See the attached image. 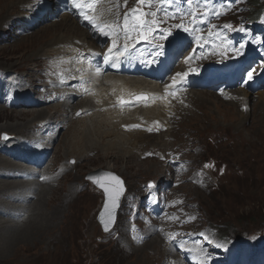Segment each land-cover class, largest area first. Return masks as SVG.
<instances>
[{
  "label": "rangeland",
  "instance_id": "374dc122",
  "mask_svg": "<svg viewBox=\"0 0 264 264\" xmlns=\"http://www.w3.org/2000/svg\"><path fill=\"white\" fill-rule=\"evenodd\" d=\"M106 1L112 5V8L108 9L110 17L104 15L103 18V21L108 23L117 22L123 18L125 12L137 6V0H128L126 6L124 0ZM262 1L254 6L253 0H250L252 10L249 11L246 9L248 5L243 0H215V3L219 6L226 3L229 13L241 11L237 8V2L243 4L241 24L245 25L248 19L252 20L256 13V16L258 15L257 11L262 5ZM203 2L204 0H179V2L171 0V3L163 5L157 18L161 20L166 18L168 19L166 21L171 25L184 19L187 14H192V11L194 13L201 12ZM2 3L3 0H0V69L13 74L18 72L17 77L32 82V85H37L36 82L42 80L39 79L40 77L48 75V69L45 70L46 66L44 65L45 54L52 56L55 54L53 51L61 47L59 42L53 44L57 45L56 47H51L43 42L44 40L38 41V39L46 34V28H51L49 40H53V38L54 40H66L67 38H61L65 34L63 31L55 32L60 20L66 14L63 13L61 17L52 22L47 21L55 18L53 15L49 16L48 19L45 17L46 22L39 21L34 25L35 27L33 26L34 28L32 27L33 29L31 28L29 34L23 35L24 32L28 31L24 29L26 26L24 23H28V18L23 19L24 23H20V19L27 12L25 11L27 7L20 10L21 5L18 6L19 4H16L15 9L9 5L5 11L2 9L4 6ZM157 8H160V4L153 0L151 7L146 4L143 10L151 12L156 11ZM9 11L14 13L9 14ZM164 12H167L169 17L176 13V19L165 17ZM71 19H75L78 26L92 37L79 18L72 16ZM147 19L150 21L152 17L149 16ZM14 22L15 24H13ZM6 25L9 27L8 29L5 28ZM52 25L56 26L53 28ZM170 25L162 26V29L165 32L174 31V28L169 29ZM231 31L232 27L227 29V32ZM155 33L156 31L153 34ZM2 35L4 40H1ZM84 35L81 32L78 35V38L82 37L81 41L76 40L74 43H80L81 47H88L92 42L94 43L92 38L91 42L85 39ZM159 37L158 39H160ZM131 42L132 40H124L123 44ZM103 43L95 44L98 48ZM106 43H110V40ZM117 44V48L121 47L119 46L121 41H118ZM181 45L182 42L179 43V46ZM207 45L209 44L205 42L206 50L217 48L224 53L227 51V47L220 41L213 47ZM42 46L44 49H39ZM49 47L51 48L49 49ZM71 49H73L72 54H75V48L72 47ZM184 56L181 55L182 58ZM67 57L70 58L71 56L67 55ZM78 59L83 63L81 58ZM216 60H221L219 65H223L224 55L220 57L212 53L202 57L204 64H213L210 70L212 74L219 67ZM178 66L179 64L176 63L174 67ZM186 68L192 67L187 65ZM206 69L207 67L204 70ZM168 80H172V77H169L165 83ZM201 87L192 91H199L201 96L206 98V106H204V102L198 100L197 104L189 109L190 113H188L189 111L182 112L181 118L173 124L172 131L168 133L169 136L159 138L160 140L157 138L159 142L141 138L135 141L137 148L126 146V151L132 149L135 155L134 161L129 158L128 163L125 160L124 162L121 161L120 164H115L111 160L103 159L105 145L117 144L118 137L123 136H117L116 133L106 139L99 138L97 135L81 136L85 127H91L97 123H106L102 118L90 117L89 120L83 119L85 121L77 125H67L58 136L50 168L53 166L61 168L62 164H67L71 167V171L65 174L60 181L50 184L55 192L49 196L48 205L46 202L44 203V207L47 206L50 210L49 214L53 211L55 213L56 210V213L50 216H53L51 221L48 222L50 228L54 229L38 233L37 236L23 243V248L21 247L14 255L10 247L4 249L0 246V264H14L15 262H11L18 252H20V264H166L162 257L165 256L164 247L166 246L174 254V260L171 264H179V262L182 263L183 258L181 253L176 250L178 249V242L174 239L187 237L188 243L189 237L184 234H187L189 230L194 234L198 247L192 250L200 258L201 263H204L209 252L214 257L219 256L224 259V264H231L236 258H239V264H246L247 262L262 264L261 262H264V106L262 105L264 101L262 103L259 101L260 95L251 98L250 112H243L248 119L243 121L240 118V114H242L240 105L222 101L217 96L215 88L206 89L208 86L205 85ZM160 100L162 105L166 104L163 98ZM147 101H150L149 97ZM236 103L239 104L240 102ZM4 104L7 105L6 102ZM78 104L79 102H75L72 107H61L58 111L44 107L46 109H42V113H44L42 117L61 118L67 111L71 115L74 113V116H77L79 112V116H81L83 115L81 109L74 111ZM7 106L10 109H5L0 105V108L8 114L6 118L0 117V139L9 137V134L3 132V130L7 131L3 127L16 125V121L7 119L13 116L11 114H15L16 111H23L25 115L20 119V123H28L29 125V122L34 118L36 119L38 113L41 112V109H13V105ZM197 107L202 108L198 110ZM157 108L159 107L157 106ZM217 108H220V112ZM127 109L124 108L123 111ZM30 111H36V113L32 114ZM168 111L170 110H167V114ZM35 125L31 124L28 131L24 130L23 132H16V134L27 135ZM102 129L111 130L105 124L102 125ZM132 140L134 143L135 137ZM153 147L170 149V152L147 155L153 151ZM178 151L183 153L181 157ZM44 155L42 156L47 157V154ZM0 160L2 161L4 158L0 156ZM171 160H175L176 163L171 164L169 162ZM7 162L9 165L10 162L8 160ZM99 170H107L118 175L123 179L126 188L122 204L118 210L116 224L108 233H104L97 222V216L104 202V193L87 179L90 173ZM50 171L54 173L57 170L45 172L47 174ZM14 180L19 183L24 181H19L16 178ZM14 180L0 179V182H15ZM149 184L154 185V187L149 188ZM3 190H0V200L5 199L6 204H12L10 199L4 198ZM25 193L27 192H22L24 195ZM40 193H36L37 199H35L38 201H36L38 206L43 205V203L41 204L42 195L39 196ZM8 195L13 196L9 193ZM160 198L167 200L172 205L167 217L171 215L173 210L176 211L177 217L155 220L147 213L144 209L146 201L148 199L158 201ZM13 199L16 203L15 207H18H12L16 212L23 211L26 202H31V200L25 201V198L19 195L13 196ZM64 200L67 201L64 208L61 210L53 209L62 206ZM27 206L29 210H33L31 203ZM2 207L0 205V211ZM29 210L27 211L29 212ZM20 213L22 216L24 215V212ZM145 215L152 218V222L146 221ZM16 216L17 214L2 216L0 212V223L3 224L4 230L9 231L11 228L16 231L18 225L19 228L26 226L25 222L28 218L14 223L12 221ZM194 217L196 218L195 221L185 219ZM30 219L32 218L30 217ZM184 226H189V228ZM171 229H174L172 234L181 235L174 236L170 240L167 232ZM8 231H2L4 234H9V236L6 235V240L13 238V236L10 237L11 232ZM222 235L225 236V241H223ZM154 239L160 242H158L160 250L156 246L147 245V242H152ZM3 241L4 239L1 242ZM243 246L246 247L245 251H242ZM203 247H206L208 251ZM24 258L27 263L22 262Z\"/></svg>",
  "mask_w": 264,
  "mask_h": 264
},
{
  "label": "bare ground",
  "instance_id": "6f19581e",
  "mask_svg": "<svg viewBox=\"0 0 264 264\" xmlns=\"http://www.w3.org/2000/svg\"><path fill=\"white\" fill-rule=\"evenodd\" d=\"M31 1L32 0H3L2 4L4 6L2 9L6 11L9 5L15 9L16 4H19L18 6L21 5L20 10H22L23 8H26ZM111 8L112 5H110L108 1L103 0V2L97 6L95 14L100 15L102 19L103 14L108 9ZM13 13L14 12L9 11V14H13ZM49 16H52V14H47L46 15L47 19ZM71 18L72 16L67 14L63 16L62 20H60L58 29H56L55 31V32L63 31L65 34H63L61 38L63 39L67 38L66 40H60V39L54 40V38H53L54 41L49 40L52 32L51 28L50 29L46 28L47 29L45 32L46 34L41 39H38V41L44 40L43 42L47 43L51 47H56L57 45H53V44L57 42L60 43L61 47H58V49L53 51L55 54H53L52 56H50L51 54L50 55L45 54L46 55L45 63H47L48 69L51 71V74H48L41 81H37L36 82L37 85H32V82L17 77L16 74H18V72L13 74L12 72L8 73L4 71L5 76L3 77L2 80L3 89L6 90L7 93L8 92L18 93L21 99L23 100V104L19 105V107L13 105V109L14 108H28V109L30 108L29 110L41 109L40 110L41 112L38 113L37 118L36 119L34 118L32 121H30L29 125L28 123L25 124L20 123V119H22L23 116L25 115L23 111H16L15 114H11L13 116L8 117L7 119L8 120L13 119L14 121H16V125L3 127L7 129V131L3 130V132L9 134V137L8 136L5 137L6 139L12 138L14 134L15 137L16 136L18 137L17 138L14 137L13 139L8 140L7 142L6 141L0 142V156L4 158V160L2 161L0 160L1 161L0 179L9 180L10 178L14 180L16 178L19 181L24 180L20 183L15 180H14L15 182H8V181L0 182V190L4 189L2 192L4 193V198L10 199L13 202L12 204H9L7 202L9 204L8 205L4 202L5 199L0 200V205L3 206L2 210L0 211L1 215L10 216L11 214L14 215L17 214V216L12 221L14 223H16L17 221L19 222L23 221L28 218L27 221L25 222L26 223L25 227L19 228L18 225L16 228L15 225L16 231H14L11 228H9V231L4 230L3 224L0 223V246L4 247V249L10 247L13 250V255L22 247L23 243L28 242L29 239L34 238L35 236H37L38 233H42L46 230L51 231L54 229V228H50L48 222L51 221L53 216L52 217L50 216L54 215L56 213V210L55 213L53 211L51 212V214H49L48 212L50 210H48L47 206L44 207V203L46 202L48 205L49 196L53 194V192H55L54 188L50 184L56 183L58 180L60 181L61 178L63 179V176H65V174L71 171L70 170L71 167H69L67 164L61 163L62 164L61 168L59 166H53V168H50L52 160L50 161L47 160L45 162V166H43L41 169H35L40 165L38 163L36 154L38 155L47 154V157L52 159L54 157L53 150L58 140V136L60 132H62L67 125L70 126L72 124L73 126L77 125L82 121H85L83 119L89 120L90 117L102 118L104 121H106V123H97L95 125H92L91 127L90 126L85 127L84 131H82L81 136L91 137L93 135H97L99 138L102 139L111 137L114 133H116L117 136L118 135L123 136V137H118L117 144L110 143L108 145H105V147L103 148V152H104L103 159L107 161L111 160L115 162V164H120L121 161L124 162L125 160L128 163L129 158L132 161H134L133 158H135V155L132 149L130 151H126L125 148L126 146H128L129 148H137L135 147L137 145V143H135L137 139L142 138V139H148L149 141L153 140L156 142L159 138H165L166 136H169L168 133L172 131L173 124L176 121H178V119L181 118L182 112L185 113L189 111L188 113H190L191 111L189 109L191 108V106L193 107L194 105H196L198 100H201L200 102H204V106H206L205 103V101H207L206 98L201 96V93H199V91H192L193 89L198 90L196 89V87H201V86L198 84H193L189 78V75L185 78V82L182 85L177 86L179 90L177 91L178 93L176 92V95L174 97L171 95H167L165 92V85H171L172 83V80H168V82L165 83V81L169 77H174L176 73H184L185 71L192 69V68L189 69L186 68L187 65L189 67H192L191 66V63L193 62L192 53L186 54L185 56L183 55L184 58L180 57L181 59L184 60V62L182 63L183 66L182 67L178 66L175 68L174 67L175 65H173L172 67H170V70L167 74L161 71L158 67L153 69L152 67L148 66L146 63L145 65H142L141 61L144 62V59L138 60L134 58H129L126 60H120L114 63L115 66L113 67H111V63H112L111 61L108 62L110 63V65L106 67L108 63L104 62V58L97 59L94 61V63L85 64L84 62L83 63L80 62L78 58L87 56L90 53H92V51L91 49H85L81 47L80 45L74 43V41L76 40L81 41L82 37L78 38L79 37L78 35H80L81 32L82 34H85L83 37H85V39H88L89 41H91L92 37H90L86 32H84L80 28V26H78L77 21L75 19H73L75 20L73 21ZM52 26L54 28L56 25H52ZM113 36L114 35H111L110 38H113ZM229 40L230 39L228 37H226V39L222 36L212 37L213 45H207V46L213 47L216 44H218L220 41L221 44L225 45L228 49ZM105 41L106 38L97 37L94 43L92 41L91 42L92 44H95L98 42L103 43ZM93 46L97 48L96 45ZM51 47H49V49ZM72 47L75 48V50L78 52V55L72 54L73 53V49H71ZM110 48H113V45H110L107 48V50H109ZM39 49H44V46H42ZM119 49L120 47L117 48L116 46V48L113 49L112 52L115 54L122 52L125 53L127 56L131 54L130 50L127 48H124L122 51H118ZM167 53L168 50L165 49L163 50L162 55H165ZM67 55H70L71 57L69 58L67 57ZM160 57L161 56H158L159 59ZM159 64L160 62H158V60L154 61V66H158ZM126 65L129 67H133L134 70L132 74H126L124 72L123 67H125ZM224 66H225V62L223 65L221 66L219 65L217 70L214 71V74L221 72V70L224 69ZM139 67H144L145 69H147V76L155 77L154 81H151L150 79H148V77H144L140 75L137 72L138 70L137 68ZM97 68H99L100 70L99 73L96 72ZM118 69H119V73H116L115 71ZM122 74H126L127 76H123V78L116 79L117 75H122ZM257 75H258L259 85L261 89L264 90V82H263L264 71L258 72ZM79 76H83L85 77V79L90 81V84L92 85L93 88H98L95 90L99 94L97 97L98 101H94L93 97H86V96L82 97L78 93V91L74 88V86L78 85V83L80 86L86 84L85 82H83V77H79ZM210 77H211V81L215 79L212 76ZM221 77L224 76L221 75ZM205 83L209 84V81L205 80ZM98 84L101 85L97 86ZM147 87H149V89L144 91L145 89H147ZM193 95L194 97L192 98ZM137 96H144L147 97V99L149 97L150 101L149 102L147 100L137 101L136 100ZM150 96H152L153 98H150ZM249 96L250 94L245 93L243 90H238L235 94H232L231 101L235 103L239 101L241 104V99H244L245 97H249ZM161 98H163L164 101H166L167 98L170 100L171 106L168 108L170 110L168 111V114H167L168 109H166L162 105L161 103L162 101L160 100ZM121 100L125 101L126 103L121 104L120 103ZM259 101L262 103L264 101V96L260 95ZM4 102L5 101L2 100V98H0V105L3 106L5 109H10L7 105L4 104ZM75 102H79V104L75 107L74 111H76L77 109H81L83 111V115L79 117L74 116V113H72V115L69 114L68 111L65 112L61 118L42 117L44 114L42 113L43 112L42 109H46L44 107L47 108L49 107V109L58 111L61 107L63 108L72 107V104H74ZM37 103L41 104L42 106H40ZM134 104L136 105L133 106ZM199 104L203 106V104L201 103ZM262 105L264 106V103ZM157 106L159 108H157ZM124 108L125 109L128 108V109L123 111ZM201 108L202 107H197L198 110H200ZM172 110L173 113H171ZM217 110L218 112H220V108L219 109L217 108ZM30 112H32V114L36 113V111H30ZM2 116L6 118L8 114H6L0 108V117ZM240 118L243 119V121L248 119L246 118V115H244L243 111L242 114H240ZM31 124H36V125L27 135L16 134V132H23L24 130L28 131L29 126ZM104 124L106 126H109L111 130L110 131L103 130L102 125ZM135 125H139L140 127H134ZM171 125L172 128L168 131L167 129ZM131 126H133V128H131ZM45 129H47L48 131L47 133L44 132ZM148 129H152V131H148ZM134 137L135 140L133 143L132 138ZM28 146L31 148H28ZM155 147H153L154 148L153 151L151 153H147V155L156 154L158 152H163V153L170 152V149L165 150L164 148H155ZM114 151H116V153H114ZM27 159H29V163L27 162ZM7 160L10 162L9 165ZM14 160H17L19 162L21 161V163L14 162ZM47 170H57V171L54 172L52 175H47L45 172ZM30 175H38L39 177L35 179H31ZM42 177L45 179H41ZM22 192H27L25 193L26 196L22 194ZM39 192H41L39 196L42 195L41 204L43 203V205L41 206H38V203H36L37 200L35 201V199H37L36 193ZM8 193L13 194V196L19 195L23 198L28 197V199L25 201L31 200V202L29 203H31L33 210H29V207L27 206L29 203L26 202V205H24L25 209L23 211H20V212H24V215L22 216L20 212H16V210L12 208L16 206V203H14L15 200L13 199V196L8 195ZM66 203L67 201L64 200V204H62V206L57 208L54 207L53 209L61 210L62 208H64V205ZM27 210H29V212ZM22 217L24 218L22 219ZM30 217L32 219H30ZM2 231H8L9 233L11 232L10 237L13 236V238L6 240L5 237L6 235L9 236V234H4ZM3 239L4 241L1 242ZM161 241L162 243H164L162 239ZM174 241L178 242V249L176 250L179 252H180V247L182 245H184L185 247H189V245L185 243L187 242V237H176ZM158 242L159 241L157 239H154L152 242H147V245L156 246L159 249L160 245L158 244ZM164 249L166 253L165 256L164 255L162 256L163 260L165 261L166 264H171L172 261L174 260V254L168 249L167 246L164 247ZM181 255H182L181 257L183 258L184 254L181 253ZM193 255L197 256L194 250H193ZM19 259H20V252L17 253V255L15 256V258L12 260L11 263L15 262L14 264H20L21 261H19ZM238 260L239 258H236L234 260L236 264H239ZM22 262L27 263V260L24 258V261ZM179 264L182 263L179 262ZM200 264H204V263H200Z\"/></svg>",
  "mask_w": 264,
  "mask_h": 264
},
{
  "label": "snow or ice",
  "instance_id": "6c2138e0",
  "mask_svg": "<svg viewBox=\"0 0 264 264\" xmlns=\"http://www.w3.org/2000/svg\"><path fill=\"white\" fill-rule=\"evenodd\" d=\"M71 5L79 10V14L83 16V18L88 21V23L93 27V29L97 30L99 34L108 37L111 32L115 31L116 27H120L118 22L108 23L101 19L100 15L95 14L97 6L103 2V0H70ZM128 0H124L125 6L127 5ZM158 4H160V8H157L156 11L151 12H145L143 10V7L147 4L149 7H151V4L153 3V0H137V6L130 9V11L125 12L123 16V24L121 27V31L123 32V35L125 37V40H138V41H147L150 35H153V33L157 30L160 24L166 23V20L158 19V14L163 7L165 3H171V0H156ZM151 16L152 19L149 21L147 17ZM164 16L169 19H176V13H173L171 17L168 16L167 12H164ZM195 18V14H193V19ZM183 23V20L181 19V24ZM181 24H177L176 27L180 28ZM226 28H231L232 26L225 25ZM183 30L185 32H188L189 29L187 27H184ZM194 30V29H193ZM243 29H241L242 31ZM168 35H171V32H165L163 29H160V39L166 40L168 38ZM199 39V38H198ZM113 48H110L109 54L112 53L113 49L116 48V40H112ZM127 45H125V48ZM156 55L160 56L163 54L162 49L163 45H157ZM244 45L241 44L240 48L236 51L239 52L243 49ZM119 55H122V53H118L117 57H111L110 55H106L104 57V62L108 63L110 59L118 58ZM99 68L96 69V72L99 73ZM252 72L248 73V79H252ZM188 76L187 72L184 73H176L174 77H172V83L171 85H165V92L167 95L175 96L176 92L179 90L178 85H182L185 82V78ZM136 100H147V97L144 96H137ZM121 104L126 103L125 101L121 100ZM80 113H77V116H79ZM134 127H140L139 125H135ZM148 131H152V129H148ZM74 163V162H73ZM110 175V178L112 181L115 182V185L113 187V191L115 192V196L118 197L122 189V182L119 180L118 177ZM45 179V178H41ZM99 183V181H97ZM102 188H104V191L106 193H109V188L105 187L103 184L100 185ZM121 186V187H116ZM149 188L154 187V185L149 184ZM113 204L115 205V198L113 199ZM113 222V216L112 213H108V219L103 221V227L104 230L107 232L109 231V225Z\"/></svg>",
  "mask_w": 264,
  "mask_h": 264
},
{
  "label": "water",
  "instance_id": "95a60500",
  "mask_svg": "<svg viewBox=\"0 0 264 264\" xmlns=\"http://www.w3.org/2000/svg\"><path fill=\"white\" fill-rule=\"evenodd\" d=\"M114 175L119 178V180L122 182V191L120 192L119 196H115V192L113 191V187L115 185V182L111 180L110 175ZM87 179L90 180L98 189L103 191L104 193V202L103 206L97 216V222L100 224L102 231L104 233L110 232L117 221V215H118V210L122 204L123 197L126 192V188L124 185V181L121 177H119L116 174H112L111 172L107 170H99L93 173H90L87 176ZM99 181V183H97ZM103 184L105 187L109 188V193H106L104 191V188H102L100 185ZM116 187H121V186H116ZM115 198V205L113 204V199ZM111 212L113 216V222L109 225V231H105L103 227V221L108 219V213Z\"/></svg>",
  "mask_w": 264,
  "mask_h": 264
},
{
  "label": "trees",
  "instance_id": "16d2710c",
  "mask_svg": "<svg viewBox=\"0 0 264 264\" xmlns=\"http://www.w3.org/2000/svg\"><path fill=\"white\" fill-rule=\"evenodd\" d=\"M260 3V0H253V5L257 6Z\"/></svg>",
  "mask_w": 264,
  "mask_h": 264
}]
</instances>
